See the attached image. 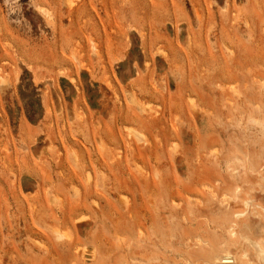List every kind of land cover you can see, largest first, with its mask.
Here are the masks:
<instances>
[{"label": "rangeland", "instance_id": "rangeland-1", "mask_svg": "<svg viewBox=\"0 0 264 264\" xmlns=\"http://www.w3.org/2000/svg\"><path fill=\"white\" fill-rule=\"evenodd\" d=\"M263 206L264 0H0V264H245Z\"/></svg>", "mask_w": 264, "mask_h": 264}, {"label": "bare ground", "instance_id": "bare-ground-1", "mask_svg": "<svg viewBox=\"0 0 264 264\" xmlns=\"http://www.w3.org/2000/svg\"><path fill=\"white\" fill-rule=\"evenodd\" d=\"M247 201L251 202L252 200L249 199ZM245 202L246 201H244V205H245ZM262 208L264 209V206ZM242 216H244V212H238L236 214V220L233 221V225H236L237 221L239 219H241ZM233 232L235 233V231H233ZM233 232H232V234H233ZM62 234L63 233H61L60 235L63 236ZM240 237H242V239H243V241H242L243 242V244H242L243 256L246 257L244 261L247 262L245 264H251L250 262L252 261L250 258V251L249 250H252V252L255 254L256 260H255L254 264H258L257 260L260 262V264H264V238L263 239L262 238H253L252 236L245 235V234H241ZM227 258L233 262H237L238 261V253L236 251H234L232 248H226V249L220 251L219 253H216L215 256H213V258H212L213 264H227L226 260H225Z\"/></svg>", "mask_w": 264, "mask_h": 264}]
</instances>
